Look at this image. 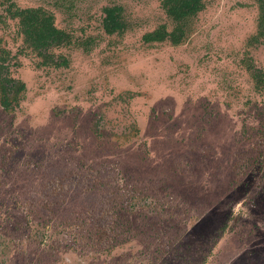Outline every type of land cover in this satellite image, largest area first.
Here are the masks:
<instances>
[{"label":"rangeland","instance_id":"obj_1","mask_svg":"<svg viewBox=\"0 0 264 264\" xmlns=\"http://www.w3.org/2000/svg\"><path fill=\"white\" fill-rule=\"evenodd\" d=\"M161 2L0 0V264H264L258 0H199L176 43L144 37ZM28 7L66 40L32 47Z\"/></svg>","mask_w":264,"mask_h":264},{"label":"trees","instance_id":"obj_2","mask_svg":"<svg viewBox=\"0 0 264 264\" xmlns=\"http://www.w3.org/2000/svg\"><path fill=\"white\" fill-rule=\"evenodd\" d=\"M162 7L169 17L176 22V25L172 31H168L162 25L154 30L144 34V37L148 41H158L165 37H169L174 43L178 42L183 34L182 22L189 15L194 14L201 7L199 0H162ZM259 14L257 18V32L259 34L264 33V0H258ZM103 11L105 16L103 18L104 29L111 33L122 27L119 22L121 7L112 6L104 7ZM15 16L19 18L20 32L26 41L35 49H47L53 44H58L62 40H66V33L57 28L53 23V18L51 15H47L45 12L41 11L40 8H24L16 9L14 11ZM260 15V16H259ZM64 62V61H63ZM258 82L260 85H264V72L258 75ZM7 82H9L8 77H0V104L4 108H8L11 104V98L8 95L9 90L13 91V88L8 87ZM23 83L20 85L14 94L18 93L16 91L22 90Z\"/></svg>","mask_w":264,"mask_h":264}]
</instances>
